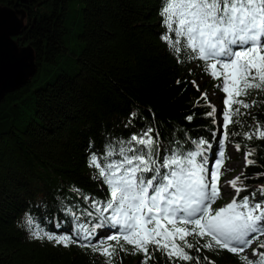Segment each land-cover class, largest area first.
I'll list each match as a JSON object with an SVG mask.
<instances>
[{"label":"trees","instance_id":"1","mask_svg":"<svg viewBox=\"0 0 264 264\" xmlns=\"http://www.w3.org/2000/svg\"><path fill=\"white\" fill-rule=\"evenodd\" d=\"M14 3L0 0V5ZM19 7L26 12L27 27L25 38L16 39L32 45L37 68L0 100V264H103L89 249L30 239L25 214L56 234H71L76 224L91 227L96 221L87 215L91 200L84 197L102 201L107 188L93 179L90 152L102 155L108 144L118 147L119 140L147 127L159 134L161 155L175 142L182 150H195L191 142L203 138L212 144L206 155L214 162L224 107L215 106L216 116L208 117V105L214 106L210 97L196 101L219 81L201 70L199 60L177 63L161 40V0H27ZM249 99L258 101L248 110L251 116L241 117L244 126L230 125V131H248L252 116L264 123V103H259L264 94ZM131 112L136 117L126 128ZM188 115H193L190 122ZM228 141L239 143L243 153L245 145L256 148L250 157L255 165L237 175L248 177L242 197L264 185V176H257L264 172V140L235 135ZM222 201L220 195L213 207ZM191 254L208 256L215 264H240L227 251ZM121 258L122 264H140L142 257L121 252L115 264ZM155 264H165L159 253Z\"/></svg>","mask_w":264,"mask_h":264},{"label":"snow or ice","instance_id":"2","mask_svg":"<svg viewBox=\"0 0 264 264\" xmlns=\"http://www.w3.org/2000/svg\"><path fill=\"white\" fill-rule=\"evenodd\" d=\"M160 15L165 28L161 40L177 63L199 60L201 70L218 80L215 87L225 93L217 158L210 167L206 152L212 144L203 138L191 142L195 150H182L175 142L161 155L159 134L154 136L152 127L144 128L127 141L119 140L118 147L108 144L102 155L90 152L88 166L96 170L93 179L107 188L102 201L84 197L91 200L92 211L87 215L96 221L91 227L76 224L71 234H56L45 231L26 213L30 239L89 249L103 258V264H115L121 252L140 255V264H155L156 253L165 264H215L208 256L201 259L191 254L201 249L217 254L227 251L240 264H264V185L241 197L248 191L243 182L248 177L241 173L228 181L236 193L232 200L213 207L220 198L225 142L235 135L264 140V123L255 116L248 131L229 130L230 125L244 126L241 117L251 116L248 110L258 103L249 98L264 94V0H161ZM190 83L199 91L195 80ZM200 100L207 102V94L201 93L196 104ZM208 106L206 116L214 118L216 107ZM135 117V112L129 113L126 128ZM186 119L192 121L193 115ZM235 148L240 151L241 145ZM245 148L247 168L256 163L250 158L256 148ZM67 212L74 222L80 219L71 208ZM98 229L106 231L101 234ZM249 248L255 259L244 254Z\"/></svg>","mask_w":264,"mask_h":264},{"label":"water","instance_id":"3","mask_svg":"<svg viewBox=\"0 0 264 264\" xmlns=\"http://www.w3.org/2000/svg\"><path fill=\"white\" fill-rule=\"evenodd\" d=\"M27 0H15L13 5H0V100L6 93L20 88L36 72L35 52L32 45H23L15 38H25L24 17L19 7Z\"/></svg>","mask_w":264,"mask_h":264},{"label":"rangeland","instance_id":"4","mask_svg":"<svg viewBox=\"0 0 264 264\" xmlns=\"http://www.w3.org/2000/svg\"><path fill=\"white\" fill-rule=\"evenodd\" d=\"M19 43L21 44V42ZM23 45H27V44L23 42ZM204 91L210 97L211 102L212 104H214V106H216L218 109L222 108V106L224 107L223 100L225 97V93L217 89L215 86L206 87ZM219 122L220 123L222 122L221 118L219 119ZM225 152L227 158L224 160V163L220 168V172L222 173V175H220L221 180L219 179V184H218L220 189V195L223 197V201L217 207L224 206L225 204H227L232 200L233 196L236 195L235 190L231 188V186L228 184V181L232 180L234 177L240 174V172L245 167V159H244L245 153L237 151L235 145L228 140L225 142ZM216 158L217 155L215 159ZM213 163L214 162L209 161V166L211 167ZM254 247H256V243L252 245V248ZM252 248L247 249V251L244 254L248 255L250 258L255 259V257H252L251 255Z\"/></svg>","mask_w":264,"mask_h":264}]
</instances>
